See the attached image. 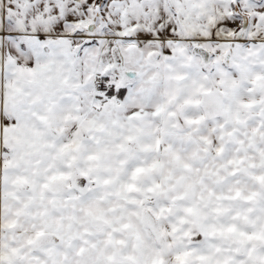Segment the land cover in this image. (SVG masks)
Wrapping results in <instances>:
<instances>
[{
	"label": "snow or ice",
	"instance_id": "6c2138e0",
	"mask_svg": "<svg viewBox=\"0 0 264 264\" xmlns=\"http://www.w3.org/2000/svg\"><path fill=\"white\" fill-rule=\"evenodd\" d=\"M0 264H264V0H0Z\"/></svg>",
	"mask_w": 264,
	"mask_h": 264
}]
</instances>
